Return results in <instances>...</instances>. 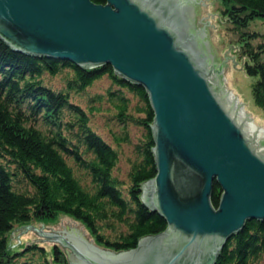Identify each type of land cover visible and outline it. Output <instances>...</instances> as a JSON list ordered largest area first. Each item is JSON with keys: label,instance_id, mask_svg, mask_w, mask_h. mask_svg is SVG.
<instances>
[{"label": "water", "instance_id": "obj_1", "mask_svg": "<svg viewBox=\"0 0 264 264\" xmlns=\"http://www.w3.org/2000/svg\"><path fill=\"white\" fill-rule=\"evenodd\" d=\"M197 14L199 0H0V38L12 49L110 63L146 89L154 110L157 173L142 199L167 228L118 252L38 228L72 246V264H213L246 221L264 220V151L225 103Z\"/></svg>", "mask_w": 264, "mask_h": 264}, {"label": "trees", "instance_id": "obj_2", "mask_svg": "<svg viewBox=\"0 0 264 264\" xmlns=\"http://www.w3.org/2000/svg\"><path fill=\"white\" fill-rule=\"evenodd\" d=\"M219 10L226 41L256 77L253 99L264 109V32L255 27L264 21V0H219ZM99 117L106 118L112 142L99 131ZM153 122L146 89L110 63L81 66L28 54L0 38V264H53L44 246L15 250L10 238L19 227L61 213L84 222L100 247L117 252L164 231L165 218L142 199L143 183L157 173ZM131 127L140 133L134 143ZM124 144H133L130 155ZM220 196L214 182L215 207ZM54 252L56 264H68L57 244ZM213 264H264V220L246 221Z\"/></svg>", "mask_w": 264, "mask_h": 264}, {"label": "rangeland", "instance_id": "obj_3", "mask_svg": "<svg viewBox=\"0 0 264 264\" xmlns=\"http://www.w3.org/2000/svg\"><path fill=\"white\" fill-rule=\"evenodd\" d=\"M199 4L202 14H197L198 30H200V35L207 43L208 49L215 52L212 64H215L216 68H222L217 80L220 84L225 80L226 88L239 98L242 106L254 121L258 125H264V109L255 104L252 94V83L256 77L245 72L243 67L244 60L238 58V47L226 41L224 20L219 10V0H199ZM255 27L264 32V21L258 19ZM54 81L58 84L59 79L55 78ZM107 84L108 82L105 80L102 86ZM105 123V117L98 118L99 131L108 141L112 142V137L108 133ZM139 134L137 128L131 127V140L133 143ZM259 144L264 146V140H261ZM132 148L133 144H124L126 155L131 154ZM126 166L127 164H122V175L126 170ZM26 226L12 231L11 246L15 250H20L28 243L36 242L46 248L47 258L53 264L57 262L54 252L56 244L68 257V264H72V246L69 245V251H67V245H61V240L44 237L45 235L38 228H43L44 231L48 232L63 234L68 239L83 238V243L94 249L95 247H100L86 224L67 213H61L56 219L46 224L33 225L29 229H26Z\"/></svg>", "mask_w": 264, "mask_h": 264}, {"label": "bare ground", "instance_id": "obj_4", "mask_svg": "<svg viewBox=\"0 0 264 264\" xmlns=\"http://www.w3.org/2000/svg\"><path fill=\"white\" fill-rule=\"evenodd\" d=\"M218 78V74L216 76ZM224 79V78H223ZM219 82V81H218ZM220 83V82H219ZM224 82H221V86L224 89L226 95V104L230 105L232 104V107L234 111H236L237 117L240 121L243 122L245 126V130L249 137H251L254 140V144L258 146L262 151H264V146H261L259 142L261 140H264V125H258L254 119L249 115V113L246 111V109L242 106L241 101L239 98L231 92L229 89L226 88V85ZM224 84V85H223ZM231 106V105H230Z\"/></svg>", "mask_w": 264, "mask_h": 264}]
</instances>
